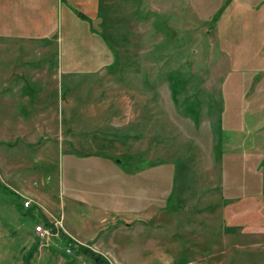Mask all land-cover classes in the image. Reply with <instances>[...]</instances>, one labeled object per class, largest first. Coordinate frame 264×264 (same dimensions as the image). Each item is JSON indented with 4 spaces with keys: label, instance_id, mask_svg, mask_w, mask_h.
Here are the masks:
<instances>
[{
    "label": "rangeland",
    "instance_id": "374dc122",
    "mask_svg": "<svg viewBox=\"0 0 264 264\" xmlns=\"http://www.w3.org/2000/svg\"><path fill=\"white\" fill-rule=\"evenodd\" d=\"M233 2L102 0L95 23L62 24L44 44L0 37V264H264V158H208L207 138L229 133L206 108L220 109L214 96L246 114L248 69H231L237 109L221 68L250 41L224 27ZM98 153L134 184L123 205L105 195L115 176ZM31 185L40 208L16 192ZM40 209L60 231L41 248Z\"/></svg>",
    "mask_w": 264,
    "mask_h": 264
},
{
    "label": "crops",
    "instance_id": "0c3cea01",
    "mask_svg": "<svg viewBox=\"0 0 264 264\" xmlns=\"http://www.w3.org/2000/svg\"><path fill=\"white\" fill-rule=\"evenodd\" d=\"M100 1L102 2V0H0V37L6 45L13 47L19 46L21 48L23 46L37 45L40 43L44 44V40L51 37L52 31L60 28L62 24L67 25V29H73L75 25L85 22L95 23V19L98 18V13L100 12ZM224 17L227 19L226 26H224L226 29L243 28L247 31L250 38L246 55L230 56L229 60H226L227 65L225 62L221 63V68L227 69L222 75L232 76L228 78L231 82L232 90L228 92L227 103L236 104L237 109L239 108V104L242 103L235 95L237 91L235 88L234 75L236 74H232L231 69L235 71L248 69L245 71V74L251 79V82L247 85L246 96L243 100L246 110L245 116L237 114L236 111L230 109V107H226L225 98L217 99V95L214 96L213 101L218 102L220 109H215L217 107H206L214 110L213 114L215 116L216 111H219V114L216 116L218 119L212 120L219 125L216 129L219 131L220 128L229 129L228 135H224V131L221 130V138L215 137L213 133L212 136H209L210 138H207V142H211L208 158L211 157L213 162L220 159L224 162L225 157L233 154L236 162L245 164L246 160L242 157L243 154L241 152L243 151L247 152L251 159L257 158L256 164H258L261 161L259 158H264V0H234ZM221 19L220 17L218 23H220ZM222 38L223 36L219 33L218 41H221ZM8 87H10L9 92H17L15 88H13L14 90L12 91L11 86L8 85ZM20 89L22 88L19 87V92ZM209 89L210 90H206L209 95L211 93L219 94L221 87H218V85H210ZM228 109L232 111L233 117L232 122L229 124L226 123L227 113H225ZM199 126L198 124V127ZM210 126L211 123L209 122L208 127L211 129ZM197 138L200 140L201 136L197 135ZM204 138L205 137L202 139ZM73 141L75 140L71 138L68 141L67 156L69 155V157L74 154V150L71 149V143ZM42 142L43 139L39 140V142L36 140L29 141L27 144H33L36 148H42L45 145ZM93 149L94 148H92L89 155L97 154ZM25 151L27 152V147ZM40 151L41 149L38 150V153ZM98 154L110 158L109 164L107 165L106 163L102 164L100 162L95 164L97 169L100 170V174L103 169H106L107 172H112L113 176H115L112 180L113 182H110L113 188L108 189L105 195L110 199L117 197V207L120 201L123 205L125 196L130 195L127 190H135L134 184L132 183L133 186L131 185L129 187L131 184L130 182L129 185L125 186V178L127 177L126 175L125 177L122 175L125 174L123 171H120L118 168L116 170V165L112 160L111 154ZM115 163H118V167L120 163L123 164L119 159L115 160ZM233 167H238V172L242 173L239 166L234 165ZM35 177L36 176H32V179ZM22 187L24 188L23 193L19 191L16 192L23 195L24 200L30 201L29 206L35 204L40 208L41 204L37 200V197L42 194V191H37L33 186L34 189L30 186ZM43 195L46 196L45 193ZM49 205L52 206L53 202ZM97 209L98 208H96V210ZM116 209L118 210L119 208ZM40 212L43 215L44 222L50 221L47 215L50 213V210L42 211L40 209ZM97 212L100 214L99 217H102V210H97ZM152 215L153 214H151V216ZM129 222L127 221L126 224ZM66 229L64 228V232H66L68 236L74 237L71 230L68 228ZM33 235V238L36 237L35 233ZM54 241L56 242V239H54ZM34 245L33 243V246ZM38 247L41 248L39 245ZM38 247L37 250L42 255L53 254L49 248L40 250Z\"/></svg>",
    "mask_w": 264,
    "mask_h": 264
},
{
    "label": "built area",
    "instance_id": "2783aa9c",
    "mask_svg": "<svg viewBox=\"0 0 264 264\" xmlns=\"http://www.w3.org/2000/svg\"><path fill=\"white\" fill-rule=\"evenodd\" d=\"M24 206H29L30 201L24 200L23 201ZM48 223H36L34 226V232L36 235V238L39 241L40 247L48 246L52 240L56 239L60 235V231L58 230V226L54 222L47 221ZM66 253L71 252V248L69 246L65 249Z\"/></svg>",
    "mask_w": 264,
    "mask_h": 264
},
{
    "label": "trees",
    "instance_id": "16d2710c",
    "mask_svg": "<svg viewBox=\"0 0 264 264\" xmlns=\"http://www.w3.org/2000/svg\"><path fill=\"white\" fill-rule=\"evenodd\" d=\"M114 60H115V59H114ZM44 223L47 224L48 222L45 221ZM85 250H86V249H85ZM96 259H97V261H98L99 258H98V257H95V258H94V261H95ZM97 261H96V262H97Z\"/></svg>",
    "mask_w": 264,
    "mask_h": 264
}]
</instances>
